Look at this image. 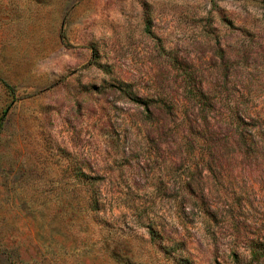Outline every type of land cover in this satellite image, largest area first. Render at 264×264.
<instances>
[{
	"label": "rangeland",
	"instance_id": "1",
	"mask_svg": "<svg viewBox=\"0 0 264 264\" xmlns=\"http://www.w3.org/2000/svg\"><path fill=\"white\" fill-rule=\"evenodd\" d=\"M0 264H264V0H0Z\"/></svg>",
	"mask_w": 264,
	"mask_h": 264
}]
</instances>
